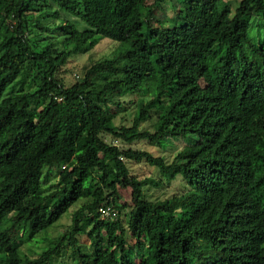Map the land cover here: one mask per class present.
Instances as JSON below:
<instances>
[{
  "label": "trees",
  "instance_id": "trees-1",
  "mask_svg": "<svg viewBox=\"0 0 264 264\" xmlns=\"http://www.w3.org/2000/svg\"><path fill=\"white\" fill-rule=\"evenodd\" d=\"M168 1L164 25L158 2L0 0V264H264V0Z\"/></svg>",
  "mask_w": 264,
  "mask_h": 264
},
{
  "label": "rangeland",
  "instance_id": "rangeland-1",
  "mask_svg": "<svg viewBox=\"0 0 264 264\" xmlns=\"http://www.w3.org/2000/svg\"><path fill=\"white\" fill-rule=\"evenodd\" d=\"M142 4L151 5L154 2L160 3V7H157L155 9L154 14L156 17V21L166 24L170 21V18L174 15L173 8H172V2L168 0H139ZM224 1H232L233 6L237 5L238 0H224ZM235 2V3H234ZM225 3V2H224ZM218 9H223L224 5H218ZM114 46H112L110 43L106 42L105 40L100 41L98 45L93 49V52L95 53L94 57H97L99 55H105L111 52V49ZM90 54V53H88ZM87 54V55H88ZM79 57L83 58V55H79ZM85 60V59H84ZM82 60V62L84 61ZM86 62V61H84ZM79 67V66H78ZM77 70L73 71L74 73H69L65 75V80L67 83H72L80 78H77L78 75H76ZM156 74H154L149 80L148 84H153L155 80ZM135 99V96L130 97L129 99ZM130 115L126 116V121L120 120V118H116V124L117 125H127L129 126L131 124V113ZM142 128H147L151 131H153V122H143L141 124ZM105 141L113 143L119 148L126 149V148H132V149H139L144 150L149 153H151L153 156H164L166 158V161L170 162L171 159L174 157L175 153L181 149L182 143L179 141L173 140L174 145H168L166 148H161L155 143H151L147 139L135 141L131 145L123 143L121 140H116L111 136H104L103 137ZM126 165L129 168V172L131 175L137 177V178H146V177H152L156 180H159L161 178L160 174L158 173L157 169L147 165L145 162H136L135 160H128L123 158L122 159ZM54 179V178H53ZM163 184L161 186H155V185H148L145 187V194L148 199L151 200H162L167 197L172 196L173 194H177L178 192L182 191L181 189V177H177L176 179L172 181H165L163 180ZM122 201L129 203V194L127 190H122ZM72 210V209H71ZM70 223V213L67 215H64L62 219L59 221L58 224H56L53 227L48 228L46 231L41 232L39 235L34 237L33 239L28 240L27 242L23 243L22 248H30L36 252H41L43 249L47 247V240L48 239H54L57 237L60 232L64 230V228Z\"/></svg>",
  "mask_w": 264,
  "mask_h": 264
},
{
  "label": "clouds",
  "instance_id": "clouds-1",
  "mask_svg": "<svg viewBox=\"0 0 264 264\" xmlns=\"http://www.w3.org/2000/svg\"><path fill=\"white\" fill-rule=\"evenodd\" d=\"M177 163L179 164L181 163V161L177 160ZM177 215H179V211H177Z\"/></svg>",
  "mask_w": 264,
  "mask_h": 264
},
{
  "label": "built area",
  "instance_id": "built-area-1",
  "mask_svg": "<svg viewBox=\"0 0 264 264\" xmlns=\"http://www.w3.org/2000/svg\"><path fill=\"white\" fill-rule=\"evenodd\" d=\"M104 215H110L107 211L104 213Z\"/></svg>",
  "mask_w": 264,
  "mask_h": 264
}]
</instances>
